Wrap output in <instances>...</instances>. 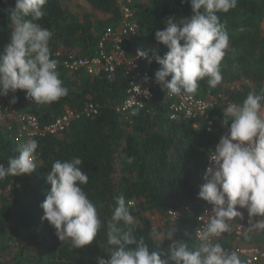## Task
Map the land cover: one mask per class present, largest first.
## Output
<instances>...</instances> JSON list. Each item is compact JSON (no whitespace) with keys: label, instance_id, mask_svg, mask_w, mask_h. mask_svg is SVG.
Segmentation results:
<instances>
[{"label":"trees","instance_id":"obj_1","mask_svg":"<svg viewBox=\"0 0 264 264\" xmlns=\"http://www.w3.org/2000/svg\"><path fill=\"white\" fill-rule=\"evenodd\" d=\"M15 3L0 0V53L10 42L8 13ZM133 11L139 30L126 41V47L146 49L144 67L155 74L161 68L155 56L163 57L168 51L156 40L155 32L165 29L169 17L176 21L190 18V0L140 1L133 5ZM218 15L229 36V48L220 66L222 81L210 88L205 78L190 94L200 99H207L209 94L218 97L217 108L208 112L214 121V133L196 131L190 120L172 121L163 86L134 115L118 112L117 106L126 99L127 81L122 73L108 82L86 71L70 72L60 67L57 70L67 95L51 104H26L29 99L24 91L13 93L24 105L22 109L35 115L42 127L67 109L80 117L67 131L38 139L34 173L0 180V264H97L98 256L107 259L111 247L106 239L107 224L121 194L130 202L131 214L137 220L132 226L134 235L142 237L150 251L163 254L173 243L154 236L156 217L161 222L159 233L174 229L175 240L187 243L190 249L199 246L198 217L208 204L198 196L199 185L204 181L208 154L227 132L222 124L225 99L240 104L249 93L264 90V0H238L236 8ZM37 22L53 33L52 47L61 45L67 53L89 58L98 49L101 35L121 23V12L116 0H48L44 16ZM228 84H239V89L229 91L225 88ZM89 104H95L98 113H84ZM23 143L17 125L0 122V164L7 167ZM74 157L83 161L81 167L89 180L81 187L102 222L97 238L83 249H74L70 240L61 242L55 229L42 220L41 204L51 189L46 176L52 164ZM127 158H133L132 162ZM170 211L178 218L171 219ZM117 227L125 226L120 222ZM249 228L246 225L240 238L226 235L221 242L225 250L251 246L264 249V230ZM15 239L29 245L19 243L12 255Z\"/></svg>","mask_w":264,"mask_h":264},{"label":"clouds","instance_id":"obj_2","mask_svg":"<svg viewBox=\"0 0 264 264\" xmlns=\"http://www.w3.org/2000/svg\"><path fill=\"white\" fill-rule=\"evenodd\" d=\"M47 2L16 0L8 13L11 32L10 42L0 53V96L24 91L26 99L43 105L67 95L59 78L58 61L51 57L53 33L37 22L44 16ZM237 2L190 0V18L176 21L169 17L165 29L155 32L156 40L168 49L163 57L155 56L161 65L154 74L155 82L169 95L195 93L198 82L205 78L210 88L221 83L220 66L229 48V36L218 13L236 8ZM137 55L148 58L145 51ZM169 76L170 81L166 80ZM223 116L227 132L208 154L209 166L199 185V198L208 203L205 206H212L211 218L198 234L199 246L190 249L187 243L175 240L176 232L171 229L156 236L161 241H173L168 251H150L144 239L134 235L136 221L130 202L121 194L107 224L108 258L98 256L97 264H241L235 251L228 252L213 241L230 231L228 221L242 216L238 208L247 210L250 231L264 230V90L249 93L240 104H228ZM37 148L35 139L21 144L19 154L7 167L0 164V180L34 173ZM127 159L131 163L133 158ZM82 164L79 157L56 160L46 176L51 189L41 204L42 220L55 229L61 242L70 240L74 249L92 245L102 224L96 206L82 190L89 180ZM120 222L124 228L117 227Z\"/></svg>","mask_w":264,"mask_h":264},{"label":"built area","instance_id":"obj_3","mask_svg":"<svg viewBox=\"0 0 264 264\" xmlns=\"http://www.w3.org/2000/svg\"><path fill=\"white\" fill-rule=\"evenodd\" d=\"M140 1L147 0H116L121 12V23L117 27L108 28L101 35L98 49L89 58H78L72 53H67L61 45H57L55 48L52 47L53 36L49 42L51 57L58 61V68L62 67L70 72L84 70L88 75L106 78L108 82L116 80L118 73L124 74L127 81L126 99L117 107V111L123 115H134L136 111L143 109L146 104H149L162 91V86L155 82L154 73L149 72L144 67L145 58H140L137 55L138 51L147 52L146 49L143 47L127 49L126 47V41L136 36L139 30L135 20L133 5ZM244 83L248 82L244 81ZM225 88L234 92L239 89V84H228ZM165 95L166 101L168 104L170 103L168 111L172 121L190 120L193 128L198 132H215L214 121L208 115V112L217 108L219 104L217 96L209 94L207 99H200L190 94L169 95L167 90ZM14 98L16 103H11ZM225 100L224 108L228 104L233 103L230 98ZM31 102L29 100L26 104ZM23 106L21 105V100L14 96L13 93H9L7 97L0 96V122L17 125V133L24 143L29 139L38 141V139H43L50 135L61 134L70 128L75 119L80 117V114L67 110L53 123L47 127H42L39 119L32 113L23 110ZM84 113L89 116L94 115L98 113V107L95 104H89ZM208 166L209 161H207L205 171ZM238 211L242 213V216L228 221L230 231L222 234L221 237L214 238L213 242L221 243L226 235H233L236 238L243 237L245 227L249 225V215L246 209L238 208ZM211 214V205L205 206L200 212L198 217L199 226L196 233L199 241L198 234L202 233L211 218ZM168 215L173 220L179 216L173 211H170ZM156 220L160 222L159 217H156ZM158 233L159 229L154 227V236L156 237ZM226 251L230 252L229 250ZM235 252L242 257L243 264H264V249L256 246L240 247Z\"/></svg>","mask_w":264,"mask_h":264},{"label":"rangeland","instance_id":"obj_4","mask_svg":"<svg viewBox=\"0 0 264 264\" xmlns=\"http://www.w3.org/2000/svg\"><path fill=\"white\" fill-rule=\"evenodd\" d=\"M135 221H137L136 219H135ZM161 222H157V220L155 221V228H160V226H161V224H160ZM12 242H13V244H12V246L14 247V249H12L11 250V254L13 255L14 253H15V247H19V243L22 245V246H28L29 245V243L28 242H19L18 240H12Z\"/></svg>","mask_w":264,"mask_h":264},{"label":"crops","instance_id":"obj_5","mask_svg":"<svg viewBox=\"0 0 264 264\" xmlns=\"http://www.w3.org/2000/svg\"><path fill=\"white\" fill-rule=\"evenodd\" d=\"M80 71H84V70H80ZM118 106H119V105H118ZM118 106H117V107H118ZM67 110H70V109H67ZM67 110H66V111H67Z\"/></svg>","mask_w":264,"mask_h":264}]
</instances>
